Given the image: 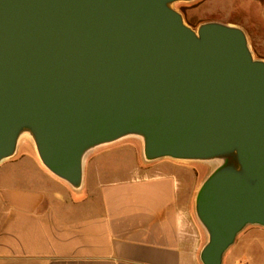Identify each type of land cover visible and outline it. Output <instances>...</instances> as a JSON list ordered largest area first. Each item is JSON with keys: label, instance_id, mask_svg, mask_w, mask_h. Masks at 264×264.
Returning <instances> with one entry per match:
<instances>
[{"label": "water", "instance_id": "1", "mask_svg": "<svg viewBox=\"0 0 264 264\" xmlns=\"http://www.w3.org/2000/svg\"><path fill=\"white\" fill-rule=\"evenodd\" d=\"M177 0H0V164L32 134L42 163L79 188L84 155L128 134L150 160L236 158L216 169L198 214L204 264L248 225L264 227V62L244 33L196 34Z\"/></svg>", "mask_w": 264, "mask_h": 264}, {"label": "crops", "instance_id": "2", "mask_svg": "<svg viewBox=\"0 0 264 264\" xmlns=\"http://www.w3.org/2000/svg\"><path fill=\"white\" fill-rule=\"evenodd\" d=\"M92 151L79 188L25 146L0 164V264H204L210 236L197 210L203 180L189 181L194 164L119 173L104 156L89 161ZM221 264H264V227L246 226Z\"/></svg>", "mask_w": 264, "mask_h": 264}, {"label": "rangeland", "instance_id": "3", "mask_svg": "<svg viewBox=\"0 0 264 264\" xmlns=\"http://www.w3.org/2000/svg\"><path fill=\"white\" fill-rule=\"evenodd\" d=\"M169 7L177 12L183 23L199 34L201 27L209 24H220L241 30L247 41L248 49L255 61L264 62V0H177ZM20 146L28 147L42 163L38 144L30 133L22 134L17 142L15 158ZM89 161H96L98 156H104L101 161L119 173L138 166L141 170L149 171L158 168L153 164L160 161L189 162L194 164L189 168L195 176H190L192 183L198 179L207 180L217 169V165L209 161H181L170 157L150 160L145 154V137L142 134H128L117 140L98 144L93 148ZM8 159V160H9ZM192 179V180H191ZM73 197L81 198V193L70 192Z\"/></svg>", "mask_w": 264, "mask_h": 264}, {"label": "bare ground", "instance_id": "4", "mask_svg": "<svg viewBox=\"0 0 264 264\" xmlns=\"http://www.w3.org/2000/svg\"><path fill=\"white\" fill-rule=\"evenodd\" d=\"M212 163L217 165V169H219V171H227L242 176L244 175L236 158L232 155H221L217 157V159H215Z\"/></svg>", "mask_w": 264, "mask_h": 264}]
</instances>
